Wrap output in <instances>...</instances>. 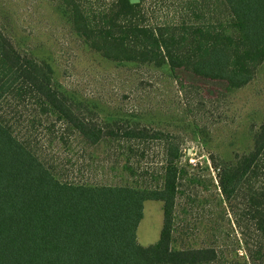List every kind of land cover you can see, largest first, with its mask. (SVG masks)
Returning a JSON list of instances; mask_svg holds the SVG:
<instances>
[{
	"label": "trees",
	"instance_id": "obj_1",
	"mask_svg": "<svg viewBox=\"0 0 264 264\" xmlns=\"http://www.w3.org/2000/svg\"><path fill=\"white\" fill-rule=\"evenodd\" d=\"M49 1L87 48L117 64L150 63L172 73L182 68L231 89L247 84L264 62V0H174L161 15L151 0ZM16 101L55 114L90 149L104 143L108 159L88 152L87 172L107 161L120 163L130 181L59 177L0 116V264H214L219 259L209 246H174L179 140L134 118L100 116L58 85L49 62L21 53L0 28V109ZM150 140L163 142L155 175L134 162L135 150ZM263 149L264 115L251 148L235 162H219L224 197L232 195ZM117 155H125L123 163ZM145 200L161 201L162 226L157 241L143 246L136 228Z\"/></svg>",
	"mask_w": 264,
	"mask_h": 264
},
{
	"label": "rangeland",
	"instance_id": "obj_2",
	"mask_svg": "<svg viewBox=\"0 0 264 264\" xmlns=\"http://www.w3.org/2000/svg\"><path fill=\"white\" fill-rule=\"evenodd\" d=\"M172 1L151 0V4L161 15L162 7ZM0 28L21 53L49 62L58 85L85 99L100 116L134 118L140 126L179 140L175 247H212L219 255L214 264H264V149L229 198L220 192L218 178L219 162H235V156L248 151L262 121L264 62L247 84L231 89L223 81L182 68L172 73L150 63L117 64L87 48L49 0H0ZM17 101L14 107L2 105L1 119L30 142L57 176L130 181L129 171L120 163L114 166L107 161L99 168L88 167L87 172L86 154L94 149L68 132L55 114L31 111ZM162 144L150 140L137 148L136 167H147L155 175L163 160ZM99 147L94 155H103L107 148L104 143ZM117 157L125 160V155ZM161 226V201L145 200L136 241L143 246L156 242Z\"/></svg>",
	"mask_w": 264,
	"mask_h": 264
}]
</instances>
